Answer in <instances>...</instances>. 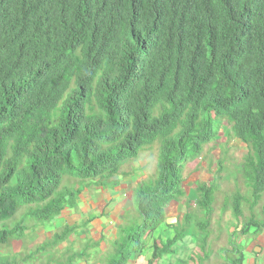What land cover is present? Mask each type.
<instances>
[{
	"label": "trees",
	"instance_id": "obj_1",
	"mask_svg": "<svg viewBox=\"0 0 264 264\" xmlns=\"http://www.w3.org/2000/svg\"><path fill=\"white\" fill-rule=\"evenodd\" d=\"M222 122L247 150L241 179L249 200L235 192L231 215L240 235L257 237L264 232V202L262 219L253 214L264 195V0H0V245L17 239L24 222L48 223L76 207L81 191L62 188L65 178L108 188L156 145L153 176L132 191L140 223L122 228L106 261L128 264L164 224L165 209L185 197L183 169ZM216 192L214 181L195 183L196 213L170 227L172 238L152 240L146 264L172 256L190 225L199 235L194 259H207ZM73 232L64 228L53 243ZM232 254L230 264H243L239 249Z\"/></svg>",
	"mask_w": 264,
	"mask_h": 264
},
{
	"label": "rangeland",
	"instance_id": "obj_2",
	"mask_svg": "<svg viewBox=\"0 0 264 264\" xmlns=\"http://www.w3.org/2000/svg\"><path fill=\"white\" fill-rule=\"evenodd\" d=\"M246 154V148L239 141L231 138L228 126L225 122H222L219 125V130L214 141L205 146L199 157L188 162L183 169L182 188L185 197L180 203H172L165 209L166 218L175 219V224L161 225L153 233V239H155L154 237H156L157 233L160 231L163 233L162 235L159 234L160 239L165 240L167 238H172L174 229L170 227L181 224L185 212L192 215L196 213V208L194 207L195 196L193 194L195 183L210 184L214 181L217 187V192L214 195L212 213L207 231L209 234L206 248L207 259L201 264H230V261L228 260L233 259L232 253L236 249H239L243 256L245 252V257L247 254V259H253V264H260L261 262V264H263L264 232L257 237H253V235H240V226L232 217L231 209L228 204V200L235 192L240 193L244 198L249 200V194L244 186L243 180L241 179V164ZM156 156V145L143 150L139 153L135 161L128 162L121 168L120 175L117 177L118 180L110 183L108 186L109 189L113 190L118 187V183L122 184L123 192L118 194L122 197V200H124L121 209L116 213L111 214L113 210L112 208L115 207V203L110 202V204H105V206L102 204H94V210L90 211L91 214L86 213V215L89 214L90 217V215L94 214V218L104 217L105 220H107L106 226H109L111 229H115L117 226L119 228L122 223L124 225L130 221H135L136 215L133 212L131 204V192L136 184L153 176L155 172ZM131 176L135 177L132 183L129 181ZM82 184L83 183L76 182L70 178H65L61 185V187L65 189H79L81 191L76 198L78 201L77 208L69 212V216H72V219L75 220V218H77L79 221L80 215L82 214L80 210L84 212L86 206L87 208L89 207L87 201L89 200L92 202L93 194L99 193L101 190H108L107 188L96 189L93 186H89L88 183ZM98 195H96V198H98ZM263 202L264 195L262 201L253 211L254 217L259 221L262 219L260 210ZM241 208L243 219H247L249 217V212L246 204L243 203ZM24 211V209L19 210L14 218L7 222L8 227L13 226V223L20 218ZM110 215L111 218H109ZM196 219V221H198L200 220V217ZM185 234L186 237H183V239H185L173 247L175 254L170 257H164L160 264L184 263L188 255H193L192 262L189 264L198 263L197 260L194 259L195 254L200 256L196 247V240L199 238L198 232L193 225H190L186 229ZM153 239L151 238L145 241L144 250L141 255L137 257L134 256L129 264H146ZM111 249L112 245L106 247L105 253H110ZM256 249H258V252H255ZM103 259L106 263L109 257H100V264H103ZM245 264L248 263L245 262Z\"/></svg>",
	"mask_w": 264,
	"mask_h": 264
},
{
	"label": "crops",
	"instance_id": "obj_3",
	"mask_svg": "<svg viewBox=\"0 0 264 264\" xmlns=\"http://www.w3.org/2000/svg\"><path fill=\"white\" fill-rule=\"evenodd\" d=\"M134 179L135 177L131 176L129 179V181H131L130 183H132ZM117 180L118 178L116 177L111 181L116 182ZM118 184V187L114 188L113 190L107 188L108 190H101V192L93 194L94 196L92 197V202L89 200L87 201L89 207L87 208L86 206L84 212L80 210L82 213L80 215V221L79 219L77 220V218H75L74 220L72 219V216H69V212L75 210L78 206V201L75 199L76 207L74 209H64L61 212L60 216L54 218L48 223H36L35 225H32V223L30 224L24 222V224L22 225L23 231L17 239H13L7 244L0 245V264H100V257L107 258L111 255L113 251V244L120 238L122 228L128 225L130 226L132 223L136 225H139L140 223V221L137 222V219L135 218V221H130L129 223H125L124 225L122 223L119 228L117 226V228L111 229L109 226H106L107 220H105L104 217L94 218V214L90 215V217L89 214L86 215V213H90L91 210H94V204H102L103 206H105V204L108 205L110 204V202L115 203V207L112 208L113 210L111 214L116 213L119 209H121V205L123 204L124 200H122V197H120V195L118 194H121L123 192V186L120 183ZM96 195H98V198H96ZM109 218H111V215L109 216ZM166 219L167 218L165 212V220ZM19 220L20 219H18L17 221ZM66 227L74 228V232L64 241L54 244L53 239L55 238V236L58 235ZM262 233L260 235H262ZM159 234L162 235L163 233H161L160 231L159 233H157V238H154L158 239ZM151 238L153 239V237ZM184 239H182L180 242H182ZM178 243H176L175 246ZM110 245H112L111 252L106 254L105 249ZM73 255L76 257V260H74V262L69 261V259ZM139 255L134 256L137 257ZM150 255L151 249L149 251L148 257H150ZM133 257H131V259ZM189 257L190 256L188 255L186 261L180 264H189L187 262ZM246 257L244 252V264L245 262H247L248 264L254 263L253 259H247ZM131 259L128 264L132 261ZM163 259L164 257L157 264H160ZM148 260L149 258L147 259V261ZM103 264H106L104 259Z\"/></svg>",
	"mask_w": 264,
	"mask_h": 264
},
{
	"label": "water",
	"instance_id": "obj_4",
	"mask_svg": "<svg viewBox=\"0 0 264 264\" xmlns=\"http://www.w3.org/2000/svg\"><path fill=\"white\" fill-rule=\"evenodd\" d=\"M176 220L175 219H166L165 220V225H173L175 224ZM255 252H258V249L255 250Z\"/></svg>",
	"mask_w": 264,
	"mask_h": 264
}]
</instances>
